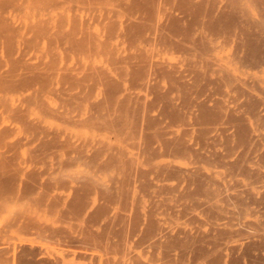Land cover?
Returning a JSON list of instances; mask_svg holds the SVG:
<instances>
[{
  "label": "bare ground",
  "instance_id": "bare-ground-1",
  "mask_svg": "<svg viewBox=\"0 0 264 264\" xmlns=\"http://www.w3.org/2000/svg\"><path fill=\"white\" fill-rule=\"evenodd\" d=\"M261 206L264 0H0L1 264H237Z\"/></svg>",
  "mask_w": 264,
  "mask_h": 264
},
{
  "label": "rangeland",
  "instance_id": "rangeland-1",
  "mask_svg": "<svg viewBox=\"0 0 264 264\" xmlns=\"http://www.w3.org/2000/svg\"><path fill=\"white\" fill-rule=\"evenodd\" d=\"M251 207H254V206H251ZM256 209V213L254 214V215H252V216H245L247 219H252V220H256V221H260V220H262V219H264V209H263V207L261 206V207H256L255 208ZM260 214H259V213ZM249 235H242V236H240V237H237V239L236 238H234V239H232V240H225V241H222L221 243H225L226 242V244H229V245H231V244H237V245H240V246H242V247H245L246 245V239H247V237H248ZM255 245H258V246H255ZM53 247V246H52ZM250 248L251 249H253V250H251V249H248L249 251H248V253L246 254V256L245 255H242V256H240L239 258H238V261H237V264H238V262H239V264H249V263H252V264H254L253 262H255V264H264V243H255V244H253L252 246H250ZM256 250H255V249ZM258 249V250H257ZM251 250V251H250ZM257 251V252H256ZM241 254H243V253H241ZM240 254V255H241ZM249 254V255H248ZM252 256H251V255ZM256 255H258L259 256V258H257V256ZM250 256V257H249ZM254 256V259L252 258ZM141 257H143V255L141 256ZM147 254H146V257H143L142 259H144V260H147ZM263 257V258H262ZM250 258L251 259H253L252 260V262H250ZM208 259V258H207ZM206 259V262H205V264H210V263H212L213 264V262L211 261V259H212V256H210V263H208V260ZM227 259H223V261H226ZM258 262V263H257ZM224 263V262H223ZM1 264V263H0ZM73 264H88V262L86 261V262H82V261H75ZM216 264V263H215Z\"/></svg>",
  "mask_w": 264,
  "mask_h": 264
}]
</instances>
